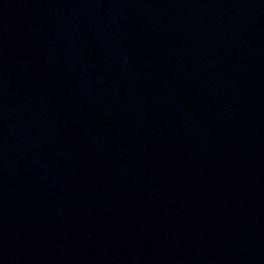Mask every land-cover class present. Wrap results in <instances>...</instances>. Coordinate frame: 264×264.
Masks as SVG:
<instances>
[{
  "label": "water",
  "instance_id": "water-1",
  "mask_svg": "<svg viewBox=\"0 0 264 264\" xmlns=\"http://www.w3.org/2000/svg\"><path fill=\"white\" fill-rule=\"evenodd\" d=\"M0 264H264V0H0Z\"/></svg>",
  "mask_w": 264,
  "mask_h": 264
}]
</instances>
